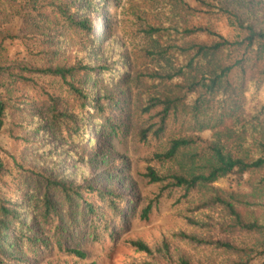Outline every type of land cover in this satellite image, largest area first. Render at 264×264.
Segmentation results:
<instances>
[{
	"label": "trees",
	"instance_id": "obj_1",
	"mask_svg": "<svg viewBox=\"0 0 264 264\" xmlns=\"http://www.w3.org/2000/svg\"><path fill=\"white\" fill-rule=\"evenodd\" d=\"M164 1L177 24L144 23L161 68L143 73L117 52L98 53L89 14L107 0H22L34 31L27 57L0 61V137L37 155L96 152L108 144L90 138L92 126L107 139L132 113L110 89L148 81L135 134L155 149L142 175L161 197L179 193L191 215L174 243L122 240L153 257L127 264H264V0L261 10ZM14 13L0 3V49ZM204 16L230 18L238 35L229 39ZM51 167H27L0 144V264H40L56 252L85 259L87 244L117 245L129 231L131 196L95 185L79 163ZM223 179L228 189L216 185ZM244 184L248 191H236Z\"/></svg>",
	"mask_w": 264,
	"mask_h": 264
},
{
	"label": "rangeland",
	"instance_id": "obj_2",
	"mask_svg": "<svg viewBox=\"0 0 264 264\" xmlns=\"http://www.w3.org/2000/svg\"><path fill=\"white\" fill-rule=\"evenodd\" d=\"M240 2L245 9L256 8L261 10L263 0H232ZM22 0H0V3L11 8L15 13L12 20L5 27V34L9 38L0 49V61L12 60L29 55L30 37L34 31L33 19L26 15L20 7ZM232 5V4H231ZM236 11V7L232 5ZM89 16H94V33L102 40L99 55L105 57L109 52L118 53L125 61L133 62L136 70L143 73L159 70L161 68L158 55L150 53L153 47L152 40L143 31L144 23H158L168 25L170 20L176 22L173 11L164 0H107L101 10L95 9ZM194 22H198L195 20ZM201 23L214 26L229 39L238 35L230 18L226 16H204ZM110 91L125 94L128 97L127 109L132 112L123 118L122 131L118 135L110 134L104 139L96 126H92L90 138H97L106 147L99 146L98 151L79 154L70 148L47 155L34 154L29 147L16 150L12 140L6 134L0 137V144L14 152L22 162L30 168H41L50 171L55 160L67 165L79 163L94 175V184L102 189L116 185L124 195L133 198L135 214L131 218V227L124 234L117 245L108 243L106 246L87 244L84 248L87 258L81 259L72 255L55 253L46 256L40 264H127L152 261L146 253L137 251L122 240L139 239L148 244L161 243L168 240L177 241L175 235L188 227L187 216L191 215L188 203L183 202L179 193L174 197H161L160 185L149 183L143 177L145 167L150 164L149 158L155 149L152 146L138 144L136 137L137 114L144 106V102L151 89L149 82L137 83L134 78ZM92 109V108H91ZM9 160L7 157H3ZM217 186L228 189V180H220ZM250 188L244 184L236 189L238 192L248 191ZM151 203V212L148 218L143 217V210Z\"/></svg>",
	"mask_w": 264,
	"mask_h": 264
}]
</instances>
